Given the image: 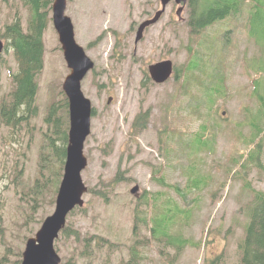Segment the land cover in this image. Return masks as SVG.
I'll return each instance as SVG.
<instances>
[{
  "label": "rangeland",
  "instance_id": "1",
  "mask_svg": "<svg viewBox=\"0 0 264 264\" xmlns=\"http://www.w3.org/2000/svg\"><path fill=\"white\" fill-rule=\"evenodd\" d=\"M237 2V13L194 36L187 24L189 6L179 20L172 0L136 45L138 26L160 8V0H67L76 41L95 63L82 90L96 115L82 173L93 192L84 195L86 211L76 210L67 221L81 239L93 241L77 244L60 234L55 245L62 262L73 257L75 264H89L81 257V250H89L90 264H241L252 190L264 192V135L254 128L257 122L264 132L255 91L259 83L264 96V0ZM17 16L27 30L30 8L22 0H0V109L11 101V73L17 70L13 50L1 37ZM44 43L38 115L29 127L27 122L6 126L0 110V264H18L27 239L55 208L59 167L42 144L57 136L44 117L52 102L64 100L62 84L70 70L52 18ZM193 51L204 73L184 83L175 75L163 84L149 79V65L162 60L184 71L196 59ZM141 113H148V122L140 132L132 125ZM55 116L66 119V109ZM203 127L209 144L195 152L192 137ZM190 178L204 183L186 190ZM135 185L140 196L146 191L158 198L155 206L130 193ZM176 205L191 213L187 221L177 218L171 230L189 241L183 249L154 241L150 224L135 229L136 210L151 221L173 215ZM136 250L139 256L133 258Z\"/></svg>",
  "mask_w": 264,
  "mask_h": 264
},
{
  "label": "trees",
  "instance_id": "2",
  "mask_svg": "<svg viewBox=\"0 0 264 264\" xmlns=\"http://www.w3.org/2000/svg\"><path fill=\"white\" fill-rule=\"evenodd\" d=\"M7 2L8 0H3ZM26 7L31 10V16L28 20L27 31L23 30L21 18L16 19L7 26L4 34V38L8 39V44L12 47L14 55L17 59L19 68L18 72L13 75L15 89L12 93L11 101L4 105L2 109V118L7 125H15L17 123H24L30 121L35 117L37 111V93L39 85L37 78L44 69V40L43 36L50 22L53 0H22ZM190 8V26L195 36H199L209 26L228 18L231 14L237 13L238 2L237 0H189ZM196 55V59L192 60L185 70L175 67V79L181 82L190 81L194 78V74H201L205 72V69L201 67L202 61L198 57V51H193L191 55ZM216 91V88H212ZM261 90L259 83L255 84V91L259 95L260 109L257 119L264 118V96L259 94ZM63 95V93H62ZM64 96V95H63ZM61 102H56L48 108V116L46 123L50 127L54 128V134L57 139H50L46 142L45 146H48L49 151L52 153L56 164H58L59 172L54 175L56 182L62 176L65 159H66V146L68 141V126H69V111L66 98ZM66 109V119L63 117L55 116L58 110ZM96 111H94V115ZM256 119V121H257ZM68 126L65 131L63 127L66 123ZM255 121V122H256ZM148 122V113L139 115L133 127L135 129H145ZM254 128L257 129L258 135L263 136V127L256 122ZM206 127H203L201 133L193 134L192 146L195 152H200L202 148L209 144L207 139ZM56 140L61 142V147L56 145ZM255 140H251L250 143L254 144ZM258 148V154H261V142L256 144ZM252 156V155H250ZM254 158V157H253ZM244 166V164H242ZM192 174H195L194 172ZM191 177V176H190ZM120 177L117 178L119 180ZM50 181L46 183L45 186ZM204 183L203 179L190 178L186 190L193 188H199ZM50 192L54 191L53 188H49ZM179 193H182L180 189H177ZM186 192V191H185ZM254 199L251 203V212L249 216V224L246 228V235L244 241L240 245L241 250V264H264V192H258L252 190ZM158 198H148L146 200L147 206H154ZM175 213L173 215L167 212L160 218H153V222L147 219L146 215H142L136 210L135 229L139 223H145L151 225L152 238L159 244H168L170 246H177L179 250L183 249L189 241L184 239L181 234H172L171 230L176 223V219L180 218L187 221L190 218L188 211L179 209L176 205ZM64 234L74 235L78 242L87 240V245L92 241V237L81 239L80 234L74 231L72 227H67L64 230ZM99 238V237H98ZM97 238V239H98ZM100 247V244H96ZM93 251L82 250V257L90 258L89 256ZM139 256L138 251H133V258ZM91 258L89 259V264ZM66 264H75L73 261H69Z\"/></svg>",
  "mask_w": 264,
  "mask_h": 264
},
{
  "label": "water",
  "instance_id": "3",
  "mask_svg": "<svg viewBox=\"0 0 264 264\" xmlns=\"http://www.w3.org/2000/svg\"><path fill=\"white\" fill-rule=\"evenodd\" d=\"M171 0H161L162 9L157 11L152 19L144 21L137 32L136 43L144 36L147 27L157 23ZM188 0H176L183 4L177 11L181 15ZM66 0H54L53 22L59 34L65 60L71 73L66 77L63 89L69 99L70 108V134L67 148L65 175L58 193L55 213L44 222L36 239H31L24 253L23 264H59L60 258L54 251V240L59 231L65 226L66 218L76 206H83L82 196L87 192L81 173L88 164L84 155V144L91 132L92 103L82 92V81L94 68V62L86 55L84 49L75 41L74 26L69 17L65 15ZM152 80L157 84L168 81L173 73L172 61H162L149 66ZM109 99V103L111 102ZM139 187L131 190L136 194Z\"/></svg>",
  "mask_w": 264,
  "mask_h": 264
}]
</instances>
